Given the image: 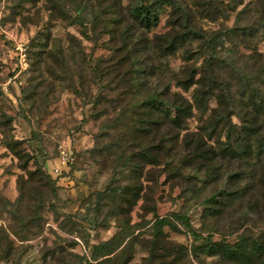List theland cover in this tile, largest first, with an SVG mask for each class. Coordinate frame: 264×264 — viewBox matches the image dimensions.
<instances>
[{"label":"rangeland","instance_id":"rangeland-1","mask_svg":"<svg viewBox=\"0 0 264 264\" xmlns=\"http://www.w3.org/2000/svg\"><path fill=\"white\" fill-rule=\"evenodd\" d=\"M141 1L158 15L144 34L130 13ZM142 35L150 43L142 61L194 104L184 127L168 130L182 154L184 137L207 135L211 109L227 106L239 125L243 89L264 92V0H0V264H213L191 230L229 242L264 235L260 202L244 221L236 205L219 220L206 215L204 199L234 187L224 169L211 181L199 169L132 160L168 133L148 130L139 105L127 53ZM167 37L177 44L163 59L156 47ZM206 84L213 88L198 108L193 96ZM171 212L185 214L189 228L164 226L154 244L157 216Z\"/></svg>","mask_w":264,"mask_h":264},{"label":"trees","instance_id":"trees-1","mask_svg":"<svg viewBox=\"0 0 264 264\" xmlns=\"http://www.w3.org/2000/svg\"><path fill=\"white\" fill-rule=\"evenodd\" d=\"M130 13L142 34L155 26L158 20L154 2L144 3L141 1L131 7ZM105 26L110 25L107 23ZM162 40L156 47L158 48L156 52L158 56L165 59L176 49L177 43L175 38L167 37ZM132 42L127 57L130 60L131 73L137 81V88L141 93L143 92L139 105L147 117L145 122L149 126L148 130L165 128L168 131L174 128H183L186 118L193 111L194 104L184 98L180 92L172 89L171 81L164 80L161 83L157 77L158 72L155 69V64L142 61L145 51L150 48V43L145 35H142L138 41L133 40ZM42 44L45 47L47 42ZM149 57L151 60L154 58L151 55ZM63 58L65 59V57ZM261 68H264V61L261 63ZM155 74H157L156 77H153ZM172 80H175L178 86L186 89L198 81L202 84V76L197 81L192 76V83L189 78L174 77ZM205 86V89L197 87L193 96L195 106L198 108H205L204 94L210 93V89L213 88L210 84ZM240 99L241 124L234 123L231 116L229 118L227 106L219 104L218 107L211 109V115L207 120L208 124L201 129V131L205 129L207 135L195 133L184 137V147H186L184 152L186 154L177 150L176 134H169L170 131L167 133L164 130L160 138L153 144L157 148V153L153 150L143 149L138 153H132V160H147L153 164L163 162L166 167L173 165L179 171L185 168L199 169L204 172V178L211 181H218L223 174L221 171L224 169L226 173L229 172L227 173L229 174L226 178L227 182L231 185L234 184V187L229 186L225 190H218L207 196L204 199V204L208 207L206 215L219 220L218 216L226 209L225 207L236 205V212H240V216L243 217V219L239 217V220L244 221L259 202L264 207V191L260 192V198L254 192L259 180L264 183V175L259 180L256 178L257 171L264 170V92L255 88L247 91L246 87L243 89ZM219 129L226 132L224 141L214 137ZM207 139L212 142L209 144ZM159 151H163V159ZM232 166L234 168H231ZM245 177L248 181L243 184ZM177 222L188 228L190 226L188 217L181 212H171L163 217L157 216L153 243L156 244V239L163 232L164 226L177 229ZM191 232L194 241L202 239L200 246L207 251L208 255L216 258L213 264H264L263 233L257 235L242 233L237 236V240L229 242L225 238L212 240L211 233L204 236L197 231L191 230ZM107 244L106 242L101 243L97 248L105 250ZM109 253L106 252L104 255ZM112 259L100 260L97 264H107L106 261L110 262Z\"/></svg>","mask_w":264,"mask_h":264},{"label":"built area","instance_id":"built-area-1","mask_svg":"<svg viewBox=\"0 0 264 264\" xmlns=\"http://www.w3.org/2000/svg\"><path fill=\"white\" fill-rule=\"evenodd\" d=\"M19 61H20L21 67L26 66V53L25 52H23V51L21 52V57H20ZM70 161H71V159H70L69 153L65 150H62L61 154H60V165H66ZM60 165L58 167H54L53 172L55 174L60 172V169H61Z\"/></svg>","mask_w":264,"mask_h":264}]
</instances>
